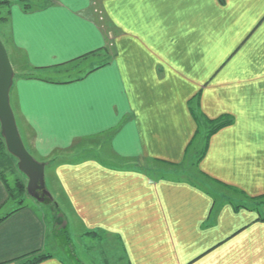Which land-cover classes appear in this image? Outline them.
Instances as JSON below:
<instances>
[{
    "label": "crops",
    "instance_id": "1",
    "mask_svg": "<svg viewBox=\"0 0 264 264\" xmlns=\"http://www.w3.org/2000/svg\"><path fill=\"white\" fill-rule=\"evenodd\" d=\"M7 13L25 147L45 164L80 149L52 181L46 168V185L72 213L65 231L97 242L87 264H264V0H44ZM223 117L233 123L195 161L205 119ZM186 163L194 179L164 168ZM7 200L0 178V210ZM58 221L51 205L9 216L0 264L47 253ZM51 255L40 264H67Z\"/></svg>",
    "mask_w": 264,
    "mask_h": 264
},
{
    "label": "rangeland",
    "instance_id": "2",
    "mask_svg": "<svg viewBox=\"0 0 264 264\" xmlns=\"http://www.w3.org/2000/svg\"><path fill=\"white\" fill-rule=\"evenodd\" d=\"M1 3H3V7H2V15L5 17L7 16V11L8 9L16 2L22 4L23 6H38V5H43L44 4V0H0ZM97 8V7H96ZM99 15V14H98ZM103 15H100L99 17H102ZM3 23H0V39L1 41L5 44H7L8 46V54L10 56V60L11 63L13 62V69L15 72V80L19 79V77L21 76L20 74L22 73V67L21 64L23 63V58L17 54L16 50L14 49V47L11 45V43H9L8 40V35L6 30L3 28ZM111 54V52H110ZM94 58V57H93ZM93 61H87V62H81V64H74L73 69H77L80 70L81 68L86 69L88 68V66L93 65V64H97V63H103L106 62L108 60L107 58V52L100 54L99 56L95 57L94 59H92ZM80 66H82L80 68ZM77 71H75L74 73H76ZM73 73V72H72ZM14 83V82H13ZM12 92V91H11ZM10 101H11V106L13 109L14 106V99L11 96L10 93ZM14 111V109H13ZM15 114V112H14ZM16 117V115H15ZM17 121V119H16ZM18 125V124H17ZM201 133L198 137V139L196 140L195 143V148H194V152H195V161L199 158V156L201 155V153L203 152L205 146H206V140H207V130L204 129L203 127L201 128ZM27 146V145H26ZM88 146H90L89 148L92 147L91 143L88 144ZM31 152L32 148L28 147ZM75 150H69L67 152H55L54 154L51 155V157L48 159L49 161H47L46 163L48 164L47 166V176L49 177L48 181H52V170L51 168L56 165L58 163V161L60 159H66V158H79L81 156H79L80 150L77 147H74ZM83 149L85 148L82 147ZM82 153H84V151L81 152V155H83ZM35 154V153H34ZM35 160H37L40 163H44L43 161H41L42 159H40L38 156H34L32 155ZM82 158V157H81ZM44 160V159H43ZM6 168H4V167ZM165 170L168 171V174L175 178V179H181V178H188V179H194L193 176H191V174L189 173L191 166L189 165V163L183 164L179 167L173 168V167H168V166H164ZM6 169L5 173V178L8 180V183L10 186L14 185V182L16 181V179H20L22 180L26 185L28 184V180L27 178L19 171L18 169V160H12V162H8L3 164L2 162H0V172H2L3 170ZM47 177V178H48ZM202 181V180H201ZM200 183H204L201 182ZM52 183V182H51ZM48 189V187H47ZM213 192H215L217 195H225L224 197H227L228 195L231 196L228 192H224L223 189H221L220 187H215L214 186L211 188ZM49 191V190H48ZM224 192V193H223ZM51 194V193H50ZM55 194V195H54ZM52 196V200L48 201L47 203L44 204H38V202L33 199L30 196L25 197V204L28 207H42V208H46V207H53L56 211H57V220L59 219V221L57 222V227H56V233L57 236L55 237V239H53L51 241V246L47 251V254H53L61 259H64L67 264H87V261L89 263H91V261L93 262V258H99V249L95 248V246L97 245V242L91 238H80L77 237V235L74 234V232L72 231L71 228H69L67 231H65L66 228V220L65 218V214L68 216L72 215V213L70 212V210L68 208H65L63 206V201L60 200V198L58 197V192L56 190V188H53V195ZM56 197V200H54L53 198ZM57 201V202H56ZM61 204H58L59 202ZM56 204L57 208H55V206L53 204ZM49 205V206H48ZM61 205V206H60ZM14 205H12V200H7V202L5 203L4 207L0 210V216H5L6 214H8ZM44 206V207H43ZM263 207V206H262ZM65 212V213H64ZM54 213V212H53ZM94 243V245H91V250L88 252L87 254V248H85V244L89 245L91 243ZM92 258V259H91ZM95 264H97V261L95 262Z\"/></svg>",
    "mask_w": 264,
    "mask_h": 264
},
{
    "label": "water",
    "instance_id": "3",
    "mask_svg": "<svg viewBox=\"0 0 264 264\" xmlns=\"http://www.w3.org/2000/svg\"><path fill=\"white\" fill-rule=\"evenodd\" d=\"M15 72L4 43L0 39V125L8 153L18 160L19 171L27 178V193L39 204L52 200L46 185L47 164L29 153L22 140L11 106L10 93Z\"/></svg>",
    "mask_w": 264,
    "mask_h": 264
},
{
    "label": "trees",
    "instance_id": "4",
    "mask_svg": "<svg viewBox=\"0 0 264 264\" xmlns=\"http://www.w3.org/2000/svg\"><path fill=\"white\" fill-rule=\"evenodd\" d=\"M3 3L0 2V23H4L7 21L8 19V14L7 16H3L1 11H2V6ZM29 6V5H28ZM28 6H26V8H29ZM81 80V79H79ZM191 112L195 118V120L197 122H199V116L197 114V112L191 108ZM206 120V124L209 126V133L207 134V140H206V145L210 139V137L215 134L216 132H218L219 130H221L222 128H225L229 125H231L233 123V120L229 117H223L221 119H217V120ZM206 154V148L204 149L202 156L200 159H202L204 157V155ZM12 160H15V158L13 156H11L7 149H6V144L5 141L3 139V137H0V162H2L3 164L5 163H10L12 162ZM4 167V166H3ZM6 168V167H4ZM6 169L3 170L2 172H0V178L2 179V181L5 184V187L7 189L8 192V199L12 200V205L13 208L12 210L6 214L5 216H0V223H2L4 220H6L9 216H11L12 214L27 208L28 206L25 204V197L29 196L27 193V185L20 179H16V181L14 182L13 186H10L8 183V180L5 178V173ZM55 207L56 204H53ZM53 256L51 254H47V253H34L31 255H27L23 258H21L18 261V264H40L41 262L52 258Z\"/></svg>",
    "mask_w": 264,
    "mask_h": 264
}]
</instances>
